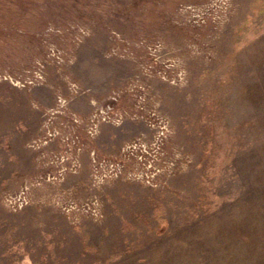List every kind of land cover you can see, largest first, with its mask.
Listing matches in <instances>:
<instances>
[{
	"label": "rangeland",
	"instance_id": "1",
	"mask_svg": "<svg viewBox=\"0 0 264 264\" xmlns=\"http://www.w3.org/2000/svg\"><path fill=\"white\" fill-rule=\"evenodd\" d=\"M4 72L0 264H264V0H0Z\"/></svg>",
	"mask_w": 264,
	"mask_h": 264
},
{
	"label": "built area",
	"instance_id": "2",
	"mask_svg": "<svg viewBox=\"0 0 264 264\" xmlns=\"http://www.w3.org/2000/svg\"><path fill=\"white\" fill-rule=\"evenodd\" d=\"M72 30H76L75 32L78 34L76 38H74V35L72 37V34H73V31H71V37L73 41H80L81 40V36H83V34L87 33L88 32V28H86L84 25L82 24H75V25H72ZM64 61V60H63ZM69 61V60H68ZM58 63L61 62V59H58L57 61ZM44 75H41V78H42V82H44L45 77H43ZM0 77L5 79V80H9V81H12V82H15L19 85H22V86H26L27 83L31 84L32 80H25V81H21L19 79H14L12 74L10 72H4V73H1L0 74ZM67 87H68V90H69V97H62L60 93H62L61 90H58V100H59V103H61L62 105H65V102H69L70 100H72L73 98V95L74 93L76 92H79L80 91V87L78 85V83L74 80H70L68 79L67 80ZM122 92V90H119L117 92H114V98H116V96ZM101 107L99 110L100 111V115L102 117H100L99 114V117L96 116V114H94V116H92L91 119V122L88 123L86 125V128H85V132L87 134H89L91 137L94 136V134H96L95 132L98 130V124H100L101 122L103 121H107V122H111L113 119L111 118V115H110V110L113 109L114 107V102H111L107 103L106 104V99L102 100L101 101ZM61 112L59 113H56L53 112V114H55L52 118L50 117V115L48 113H46L47 115H49L48 119L45 120L44 122V128L47 130L46 134H44L42 137V139H44L45 141L47 140H52L54 138H57V137H61L60 139L62 140H69L70 138H72L73 140L74 139H78V135L80 133V131L84 130L82 129L84 126H83V123H84V120L81 119L80 117H78L75 113L73 112H70L68 111L69 113H67L66 111L64 110H61ZM52 112V111H51ZM61 113V114H60ZM102 113H104L102 115ZM109 116V117H107ZM82 122V123H81ZM114 122V121H113ZM81 123V124H80ZM67 127H70V129H66ZM81 127V128H80ZM164 129H167V127H162V128H159L158 129V134L161 135V134H164L165 131ZM62 140V141H63ZM42 141V140H41ZM39 145V144H38ZM128 145V148L130 147V143L127 144ZM156 148V146H155ZM144 151H149L148 148L146 147V145H144ZM140 150H142V148L140 147ZM139 156L141 159L143 158V152L140 153ZM66 169L68 171H70V169H68V167H66ZM75 170V169H74ZM146 176H148V173L146 172L145 173ZM30 183V182H29ZM25 188L27 190H30L31 191V188L30 186L26 185ZM29 192V191H28ZM8 201L10 202L9 204V207L12 209V210H20L22 209L27 203H28V200L25 199V200H21V199H18L16 201H14L15 199H13L12 196H9L8 198ZM20 200V201H19ZM33 200V199H32ZM30 200V201H32ZM29 201V202H30ZM98 215V213L96 214Z\"/></svg>",
	"mask_w": 264,
	"mask_h": 264
},
{
	"label": "flooded vegetation",
	"instance_id": "3",
	"mask_svg": "<svg viewBox=\"0 0 264 264\" xmlns=\"http://www.w3.org/2000/svg\"><path fill=\"white\" fill-rule=\"evenodd\" d=\"M105 94L103 95V97L102 98H105V99H107V98H110L111 96H110V93L111 92H104ZM127 92H120L117 96L118 97H120V98H122V96H126L127 94H126ZM103 94V93H102ZM118 108H119V106H118Z\"/></svg>",
	"mask_w": 264,
	"mask_h": 264
},
{
	"label": "crops",
	"instance_id": "4",
	"mask_svg": "<svg viewBox=\"0 0 264 264\" xmlns=\"http://www.w3.org/2000/svg\"><path fill=\"white\" fill-rule=\"evenodd\" d=\"M36 92H53V91L48 89V88H46V89L41 88V89L36 90Z\"/></svg>",
	"mask_w": 264,
	"mask_h": 264
}]
</instances>
